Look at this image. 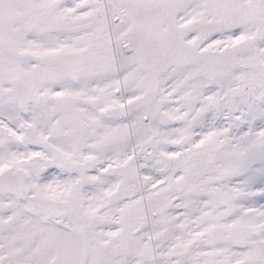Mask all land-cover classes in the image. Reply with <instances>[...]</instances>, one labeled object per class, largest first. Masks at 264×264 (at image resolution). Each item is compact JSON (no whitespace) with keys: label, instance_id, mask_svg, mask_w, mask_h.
<instances>
[{"label":"snow or ice","instance_id":"obj_1","mask_svg":"<svg viewBox=\"0 0 264 264\" xmlns=\"http://www.w3.org/2000/svg\"><path fill=\"white\" fill-rule=\"evenodd\" d=\"M0 264H264V0H0Z\"/></svg>","mask_w":264,"mask_h":264}]
</instances>
